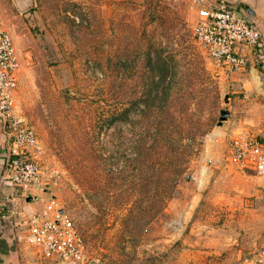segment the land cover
<instances>
[{"label":"rangeland","instance_id":"obj_1","mask_svg":"<svg viewBox=\"0 0 264 264\" xmlns=\"http://www.w3.org/2000/svg\"><path fill=\"white\" fill-rule=\"evenodd\" d=\"M28 1L0 0L16 113L35 134V190L73 219L90 264H235L263 246L262 186L228 145L240 131L264 143V95L195 40L197 0Z\"/></svg>","mask_w":264,"mask_h":264},{"label":"built area","instance_id":"obj_2","mask_svg":"<svg viewBox=\"0 0 264 264\" xmlns=\"http://www.w3.org/2000/svg\"><path fill=\"white\" fill-rule=\"evenodd\" d=\"M200 5L193 35L214 63L234 75L249 66L248 54L264 57V38L255 23L228 0H197ZM21 59L11 33L0 21V126L7 137L8 156L0 174L1 185H12L26 195L44 190V172L32 152L36 139L32 128L16 113ZM228 159L243 169L253 168L264 179V143L251 131L229 137ZM264 199V184L262 186ZM17 215L14 225L20 242L35 248L53 264H90L84 237L56 199L42 211ZM235 264H264V245Z\"/></svg>","mask_w":264,"mask_h":264},{"label":"crops","instance_id":"obj_3","mask_svg":"<svg viewBox=\"0 0 264 264\" xmlns=\"http://www.w3.org/2000/svg\"><path fill=\"white\" fill-rule=\"evenodd\" d=\"M18 1L20 4L24 5L26 2H29L28 0ZM228 1L231 7L239 9L245 17L257 25L264 38V0ZM248 56L250 58L249 66L246 70H242L231 76L232 82H237V87L245 88L249 93H258L252 79L251 67L256 64L262 72H264V57L259 58L258 55L251 54H248ZM245 73H249L251 77L248 78V75L246 76ZM3 134L5 133L0 128V147L7 146V138L6 136H3ZM241 170L244 173L249 170L254 171L253 168H242ZM249 175L252 176L250 179L257 182L260 186H263L264 179L255 174ZM6 188V185H0V264H53L50 260L44 259L37 249L18 240L16 229L14 227L15 217H5L6 214L8 215V212L4 205L7 198H10L11 200L14 199V202L17 203L21 212L30 214L33 211H42L45 208L47 201L52 198L46 200L42 197L43 195H39L41 194V190H34L30 195H26L22 190H18L16 191L17 195H14L11 190L9 192L6 191ZM260 195L264 203L262 191Z\"/></svg>","mask_w":264,"mask_h":264},{"label":"water","instance_id":"obj_4","mask_svg":"<svg viewBox=\"0 0 264 264\" xmlns=\"http://www.w3.org/2000/svg\"><path fill=\"white\" fill-rule=\"evenodd\" d=\"M251 75L257 91L264 95V72H262L256 64H254L251 67ZM229 116L230 112L228 110H223L221 118L222 121L220 123H223V120L227 119Z\"/></svg>","mask_w":264,"mask_h":264},{"label":"trees","instance_id":"obj_5","mask_svg":"<svg viewBox=\"0 0 264 264\" xmlns=\"http://www.w3.org/2000/svg\"><path fill=\"white\" fill-rule=\"evenodd\" d=\"M158 60L161 61V59H158ZM162 61H163V60H162ZM162 61H161V62H162ZM161 65H162V66H161V70H162V71H163V70L166 71V69H165L164 67L167 66V63L163 62V63H161ZM164 71H163V72H164ZM167 71H168V70H167Z\"/></svg>","mask_w":264,"mask_h":264}]
</instances>
